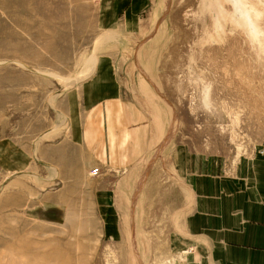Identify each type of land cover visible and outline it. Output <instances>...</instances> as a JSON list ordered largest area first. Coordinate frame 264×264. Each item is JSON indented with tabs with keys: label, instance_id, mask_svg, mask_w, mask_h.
<instances>
[{
	"label": "rangeland",
	"instance_id": "rangeland-1",
	"mask_svg": "<svg viewBox=\"0 0 264 264\" xmlns=\"http://www.w3.org/2000/svg\"><path fill=\"white\" fill-rule=\"evenodd\" d=\"M102 2L0 0V152L12 160L0 166V264H156L167 241L158 198L137 193L135 216L107 220L90 166L68 176L79 160L61 170L41 157L67 135V96L101 52L118 54L127 96L152 120L150 161L179 146L221 175L249 173L264 147V0H138L124 33L99 27ZM104 167L100 179L125 172Z\"/></svg>",
	"mask_w": 264,
	"mask_h": 264
},
{
	"label": "crops",
	"instance_id": "crops-1",
	"mask_svg": "<svg viewBox=\"0 0 264 264\" xmlns=\"http://www.w3.org/2000/svg\"><path fill=\"white\" fill-rule=\"evenodd\" d=\"M137 1L103 0L99 27L128 32L139 11ZM117 57L115 52H101L91 75L68 94V133L50 147L54 156L41 155L43 161L68 170L79 160L82 168H71L68 173L76 177L82 176L86 164L90 171L99 169L100 175L106 165L125 171L118 179L92 177L96 209L102 210L100 216L107 220L121 211L125 218L135 216L137 193L158 198L153 201L158 206L152 209L162 212L169 228L156 264H264V177L259 178L264 147L253 149L249 173L243 164V168L224 170L221 175L210 163L196 162L191 148L179 146L170 160L150 161L152 120L140 103L127 96ZM2 150L0 166L11 168L9 153ZM138 170H149L148 176L144 178Z\"/></svg>",
	"mask_w": 264,
	"mask_h": 264
},
{
	"label": "built area",
	"instance_id": "built-area-1",
	"mask_svg": "<svg viewBox=\"0 0 264 264\" xmlns=\"http://www.w3.org/2000/svg\"><path fill=\"white\" fill-rule=\"evenodd\" d=\"M95 1H99V0H95ZM89 175L91 177H97L98 175H100V171H99V169H93L90 171Z\"/></svg>",
	"mask_w": 264,
	"mask_h": 264
},
{
	"label": "bare ground",
	"instance_id": "bare-ground-1",
	"mask_svg": "<svg viewBox=\"0 0 264 264\" xmlns=\"http://www.w3.org/2000/svg\"><path fill=\"white\" fill-rule=\"evenodd\" d=\"M100 1V0H99Z\"/></svg>",
	"mask_w": 264,
	"mask_h": 264
}]
</instances>
